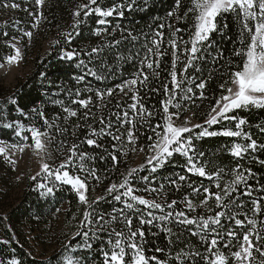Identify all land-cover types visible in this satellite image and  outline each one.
Returning a JSON list of instances; mask_svg holds the SVG:
<instances>
[{
  "label": "snow or ice",
  "instance_id": "snow-or-ice-1",
  "mask_svg": "<svg viewBox=\"0 0 264 264\" xmlns=\"http://www.w3.org/2000/svg\"><path fill=\"white\" fill-rule=\"evenodd\" d=\"M44 2L45 0H34L37 9L41 8ZM135 3L136 0H131L130 3L121 0L119 3H112L110 7H102L98 0H87V3L78 5L72 13V31L61 33L65 47H60L59 58L67 61L75 59L78 61L77 67L85 70L84 74L75 78L78 83L84 82L86 75L97 80L106 79L107 77L98 75L97 70L90 68L89 64L94 59L100 61L106 48H118L122 42L113 39L111 42L91 47L90 51L85 53L87 61L81 59L80 51L67 46L73 43L74 35H80L79 29L83 21L93 15L97 17V27L92 33L97 38L111 36L120 31L123 40L137 41L139 37L130 32L124 36L125 30L119 24L112 27L111 32L108 31L111 27L110 18L123 17L125 9H132ZM5 6L14 9L19 7L16 3ZM182 6V0H175L174 10L169 11L167 17H175L180 21L191 14L193 23L187 40L183 35H178L183 29L174 27L171 23H162L150 33V40L145 36V42L135 55H116L118 61H136L137 68L130 79L117 84L115 88L108 87L105 90L86 86L83 91L89 93L87 98H81L80 88L69 90L68 96L76 97L71 99L70 103L78 105L79 108L65 107L62 100H54L53 103L60 105L65 113L62 118L57 115L49 120L42 109H33L34 119L43 121V131L35 125L25 126L19 121L0 125L12 129L14 135L23 142L8 144L0 140V156L15 164L12 155L17 151L23 153L30 147L41 160L39 171L30 177L39 195L51 196L62 187L69 186L83 209L75 233L58 252L46 258L43 264H53V261H56V264H87V257L83 253L92 250V242L99 240L101 234L107 236V240L103 241L99 248L102 264H197L198 259L202 264H264V219L259 218L264 216V195H253L257 192L264 193V185L254 188L249 180L254 179L256 174L251 168L244 169L239 163L227 171L223 167H213L212 161L205 158V152L199 150L195 143L206 137L241 138L247 143H234L229 149L233 157L243 158L250 151L264 152V143L253 139L251 131H244L243 126L248 123L246 118L235 114L238 110H264V0H190V6L181 16L177 13ZM28 14L33 18L31 28H38L44 19L43 13L37 11ZM228 15L233 16L239 25L237 40L234 42L239 47H234L232 52V56L238 58L239 63L234 62L231 57L226 58L224 50L217 48L216 42L211 39L213 33L217 32L221 37L225 36L228 24L225 20L220 26L217 19L226 18ZM165 28L169 31L167 46L163 31ZM18 31L21 33L20 39L26 37L30 40L33 36L31 30L18 27ZM7 34L3 33L5 36ZM20 39L14 36L15 43L9 45L14 50V55L5 58L9 65H18L24 59L21 49L17 47ZM54 43L59 46L61 41L58 39ZM169 50L170 71L167 72V79L161 80L162 61L169 54ZM141 51L143 56L140 55ZM221 61L223 63H220ZM204 63H219L216 71L228 69V78L218 85L221 95L215 98L214 104L205 113L207 118L202 123L193 124L190 118L178 123L182 111L187 110L186 105H195L196 100L203 101L206 98L207 80L196 75L202 72L201 65ZM178 65L182 67L178 68ZM0 67H3V64H0ZM189 70H192L193 74L189 75ZM211 76L210 72L209 78ZM151 81H160L159 86L151 87ZM141 90L163 95L164 98L159 101L160 107L152 110L145 107ZM117 93L124 99L116 103L117 111L105 116L106 98L110 101ZM93 95L96 103L93 101ZM128 99L131 103H125ZM11 102L16 103L14 100ZM92 107L98 109L99 117L96 112L91 111ZM80 109L83 110L82 116L79 114ZM17 111L23 113V109L17 108ZM74 117L80 121L71 133V138L76 142L68 145L64 140L57 141L63 159L54 165L50 164L47 161L52 159V154L47 151L46 145L53 143L57 135L68 136V128L62 127L57 121L62 119L66 125ZM89 120L98 123L99 127L89 124ZM153 120L156 123L153 124ZM81 125L86 130L83 139L76 135V130L80 129ZM145 126L150 129L152 135L147 137L144 163L121 173L119 182H112L106 189L107 195L122 207H114L108 213L98 211L97 205L105 197H96L93 200L89 198L90 187H95L92 182L99 184L101 180L97 168L90 164L96 159L107 158L113 167H116L120 162L119 156L127 155L126 151L121 153L122 148L130 145L132 151L137 150L135 146L140 139L138 130ZM214 126H220L219 130H210ZM256 127L264 133V124H257ZM105 138L113 143L106 147L103 144ZM109 147L111 151H108ZM84 148L103 149L107 155L97 156L83 150ZM64 149L67 150L66 153ZM139 151L145 152V146H140ZM177 155L185 160L186 174H173L163 179L177 193L186 187L190 189L192 196H202L199 204L194 203L187 195L169 202L164 191L165 183H160L159 187L152 186L155 174L171 163ZM258 162L264 166V160ZM144 171L149 174H139ZM187 174L206 178L211 186L202 183L195 185ZM225 176L229 178L225 179ZM136 181L142 182L143 187H136ZM138 192L155 194L160 197V202L155 198H145L144 195L137 194ZM248 201L252 204L251 209L246 207ZM210 202H214L213 207H209ZM179 204H183L184 208L177 210L176 206ZM200 207L205 209L203 214L198 211ZM241 216L244 219H241ZM133 220L139 222V227L135 230ZM224 221L228 222L227 228ZM115 224L120 225L119 230L113 226ZM145 224L157 227L169 237H172L173 230L168 225H181L192 237H199L204 251L191 247L189 251L181 249L175 256L169 253L170 259L146 255L143 229ZM233 241L236 243L233 244ZM172 243V239H169V248ZM155 252L163 253L164 249L157 247ZM7 264H22V261L14 257L8 260Z\"/></svg>",
  "mask_w": 264,
  "mask_h": 264
},
{
  "label": "trees",
  "instance_id": "trees-1",
  "mask_svg": "<svg viewBox=\"0 0 264 264\" xmlns=\"http://www.w3.org/2000/svg\"><path fill=\"white\" fill-rule=\"evenodd\" d=\"M102 7H110L114 2H121V0H98ZM131 2V0H127ZM16 3L18 8L6 7L5 5H11ZM87 3V0H45L44 5L37 9L34 0H0V62L5 61L6 57L13 54V49L9 46L13 37L20 39L21 33L18 31V27L24 30L33 31V36L38 35L41 43H47V50H38L33 57L31 63V69L25 77L20 79L13 87H6L0 84V125L19 121L25 126L35 125L41 128L43 131V121L34 119L35 114L33 109H42L49 120L59 115L61 118L63 113L60 105L53 103L54 100H62L65 107H72L78 109V105H72L71 99H75V96L69 97L68 91H74L76 88L82 89L81 98H87L88 92L83 91L86 86H90L93 89L105 90L108 87L115 88L117 84L122 83L126 79L131 78V74L136 71V61H118L116 55H123L125 57L135 55L136 51L141 48V45L145 42V36L150 40L151 32L156 30L160 24H173L174 27H179L184 31L178 35H183L185 40L188 39L189 30L193 23L191 14L186 19L177 21L175 17H167L169 11H173L175 7V0H136V3L132 9H125V15L123 17H112V27L119 24L124 31L123 35L127 36V33H131L133 36L139 37L137 41L123 40L120 31H117L111 36L95 37L93 29L97 27L95 15L84 20L80 26L79 36L73 37V43L67 47L75 48L81 52V59L87 61L85 53L89 52L91 47L100 46L102 43L111 42L113 39L121 40V44L118 48L111 50L105 49V54L100 61L93 60L89 64L90 68L97 70L98 75L107 77L106 79L97 80L95 77L86 75L85 81L78 83L75 79L77 76L84 74L85 70L77 67V60L67 61L59 58L60 47H65L63 37L61 33L72 31L71 25L73 23L72 13L76 10L77 6ZM182 8L177 13L183 15V12L190 6V0H182ZM24 9H28L25 11ZM42 12L44 19L41 20L38 28L32 29L31 24L33 18L29 16V12ZM83 20V15L81 16ZM228 24V28L225 30V36L217 33H213L211 39L216 42L217 48L224 50L225 57H231L234 62L239 63V59L232 56L234 47H239L234 43L237 40L239 25L235 22L233 16L228 15L226 18H218V25L222 26L225 23ZM18 22V27H17ZM166 40L165 46H167V37L169 31L167 28L163 29ZM7 32V36L3 35ZM230 38V39H229ZM60 40L59 46L55 45L56 40ZM23 43L24 50L27 47L28 38L20 39ZM41 48V46H39ZM215 54V49L212 50ZM143 56V51L140 53ZM220 63H223L221 61ZM171 55L169 54L163 58L161 65V80L167 79V72L170 71ZM182 65H178V68ZM202 72L196 73V75L202 76L207 80V86L205 90V99L203 101L196 100L195 105H186L187 110L182 111L181 115L191 113L194 118L199 121L206 119L205 113L210 110V107L214 104L215 98L221 95L218 85L226 80L228 69L224 68L220 71H216L219 68V63L213 65L211 63H204L201 65ZM212 73L209 78V73ZM44 75H41V74ZM193 74L192 70H189V75ZM223 77V78H221ZM160 81H151V87L159 86ZM142 102L145 107L152 110L153 108H159V101L164 97L161 94H155L151 92H145L141 90ZM118 93L109 101L107 98L105 103L107 107L104 109L105 116L110 112L117 111L115 105L118 101L123 100ZM16 103H12L11 101ZM93 101L96 103V98L93 95ZM125 103H131L128 99ZM17 108L23 109V113L17 111ZM91 111L96 112L99 117L100 112L97 108L92 107ZM80 116L83 115V110H79ZM238 117H244L248 121L247 125L243 126L244 131H251L252 138L256 139L258 143H264V133H261L256 125L264 124V110H238L235 113ZM113 119H115L113 117ZM80 121L77 118H71V120L65 125L63 120L57 121L62 127L68 128V136L60 137L56 136V140L50 144V149L55 156L54 163H59L63 156L60 155V145L57 141L64 140L68 145L75 143L76 141L71 138L73 127ZM94 127H99L98 123L92 120L88 121ZM152 123H156L155 120ZM220 126H214L210 130H219ZM233 130L234 125H232ZM140 139L138 146L147 145V137L152 135L150 129L147 126L140 128ZM28 134V133H25ZM76 135L79 139H83L86 135V130L81 125L80 129L76 130ZM0 140L6 143H23L15 135L12 129H8L0 126ZM31 143V141H29ZM112 141L105 138L103 144L107 147ZM196 147L202 150L206 154V159L212 161L213 167H223L227 171L234 168L237 163L241 164L244 169L251 168L253 173L256 174L254 179H250L249 183L252 186L258 187L264 185V166L258 161L264 160V152L256 151L252 153H246L243 158L233 157L229 149L234 143H247L241 138H229L223 136L206 137L203 140L196 141ZM132 146L126 145L121 149V153L127 152V155L121 154L119 156V164L113 167L112 162L109 159H96L90 164L97 168V174L101 177L100 183L96 184L92 182L95 187H90L89 198L95 199L92 196L94 189L101 190L103 193L99 197H105L100 200L97 205L98 211L111 212L112 209L122 207L119 202L112 200L111 196L107 195L106 189L112 182H119L120 174L125 173L127 169H130V158L128 154ZM97 156L107 155L103 149H88ZM112 149L109 147L108 151ZM66 153V149H64ZM53 163V165H54ZM185 160L183 157L175 156L171 163L167 164L163 169L159 170L155 174V181L153 187H159L160 183H165L166 199L170 202L172 199H182L184 196H189L193 199V202L199 204L200 199L192 196L190 189L182 188L177 193L171 186L167 185L164 181V177L172 176L173 174H186L184 170ZM140 175H148L147 171L139 173ZM189 180L195 184L201 183L205 186H211L206 178H200L193 174H187ZM14 176L15 168L12 163L4 160L0 156V262L7 264V261L12 258H18L22 261V264H43L46 258L52 254L58 252L61 246L66 244L69 235L77 230V226L69 230L68 233H64L62 238L56 242L54 223L58 219V214L61 212L63 221H75L78 224L79 218H82V206L78 203L77 197L70 190L69 186L62 187L58 192L51 196L41 197L38 191L35 189V185L31 179H28L22 191L15 196L14 191ZM225 176V179H228ZM40 179V178H38ZM136 187H143L142 182L136 181ZM139 195H144L145 198H155L157 202H160V197L155 194H147L138 192ZM254 196L264 195V193H253ZM247 200V198H244ZM65 206V208H63ZM214 202L209 203V207H213ZM247 209H251L252 204L247 202ZM177 210L184 208L183 204L176 206ZM59 209V211H57ZM63 211V212H62ZM200 214L205 212L203 207L198 209ZM73 217H76L75 219ZM244 219L243 216L240 217ZM264 219V216L259 217ZM225 228L228 227V222L224 221ZM114 227L119 230L120 225L115 224ZM173 230L172 237H169L166 233L161 232L155 226H149L145 224L143 226L145 232V252L146 255H157L161 259L171 258L175 256L181 249L189 251L192 249L203 252L204 246L200 244L199 237H192L188 230L184 229L181 225H168ZM139 227L138 220H133V230ZM239 231V230H238ZM242 238V237H241ZM172 239L173 243L169 248L168 240ZM107 240L105 234H101L100 239L93 241V248L90 251L83 253L87 257V264H102V256L99 252V248L102 246L103 241ZM4 241H7L5 243ZM236 242L233 241V244ZM52 252L45 254L49 247H53ZM106 247V245H103ZM164 249L163 253L155 252V248ZM235 250V249H233ZM56 264V261H53ZM197 264H202V261L197 260Z\"/></svg>",
  "mask_w": 264,
  "mask_h": 264
},
{
  "label": "rangeland",
  "instance_id": "rangeland-1",
  "mask_svg": "<svg viewBox=\"0 0 264 264\" xmlns=\"http://www.w3.org/2000/svg\"><path fill=\"white\" fill-rule=\"evenodd\" d=\"M11 43H15V41H11ZM41 46V48H39ZM17 47L21 49V52L23 54L24 59L18 64V65H9L6 60L3 62H0V64H3V67H0V84L6 86V87H13L20 79L26 76L27 73H29L31 66H32V59L35 56V54L38 52V50L45 51L47 50V43L43 42L41 43L40 37L36 35L35 37H32L30 40L27 41V47L26 50H24V46L22 41L20 40V43L17 44ZM14 55V50L13 54ZM191 119V123L197 124V123H202L201 121L197 120L196 118L193 117L191 113H187L185 115L180 116V120L177 121L182 122L185 119ZM9 144V143H8ZM47 151L52 154V159H49L47 162L50 164H53L55 161V156L53 155L51 149H50V144L46 145ZM136 151H132L130 149V153L128 154V157L130 158V168L138 167L140 164L144 163L145 157H146V152L147 148H145V152H140L138 145L135 146ZM11 151V150H10ZM12 159L16 161L14 165L15 168V176H14V191L15 194L14 196L22 191L24 188L26 182L32 175H35L41 165V160L39 157L35 155V153L32 151V149L26 148L23 153H20L17 151L14 155H12ZM103 192L98 189H94L92 191V196L99 197ZM65 208V206L63 207ZM63 212V211H62ZM77 226V223L75 221H68L64 222L63 221V216L61 212L58 214V219L54 223L55 227V237H56V242L62 238V235L64 233H68L69 230L72 228H75ZM73 232L70 237L74 234ZM53 247H49V249L45 252V254H48L53 251Z\"/></svg>",
  "mask_w": 264,
  "mask_h": 264
}]
</instances>
